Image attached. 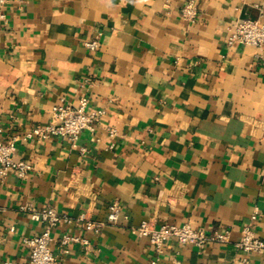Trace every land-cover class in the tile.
<instances>
[{
  "label": "crops",
  "instance_id": "obj_1",
  "mask_svg": "<svg viewBox=\"0 0 264 264\" xmlns=\"http://www.w3.org/2000/svg\"><path fill=\"white\" fill-rule=\"evenodd\" d=\"M12 0L0 18V126L32 163L0 178V264L28 258L23 237L45 226L21 205H53L104 221L53 228L63 264H264V250L234 240L253 220L264 238V47L226 39L238 19L264 15V0ZM99 37L91 50L86 41ZM105 115L72 142L21 135L51 119L62 97ZM115 128L112 135L109 128ZM120 199L118 222L109 203ZM148 220L229 228L232 242L203 248L166 241L158 251L131 231ZM15 227L11 230V227ZM65 231L87 235L61 253Z\"/></svg>",
  "mask_w": 264,
  "mask_h": 264
},
{
  "label": "built area",
  "instance_id": "obj_2",
  "mask_svg": "<svg viewBox=\"0 0 264 264\" xmlns=\"http://www.w3.org/2000/svg\"><path fill=\"white\" fill-rule=\"evenodd\" d=\"M12 0H0V18L6 17L3 10L8 2ZM23 1V0H17ZM183 18L188 23H193L199 15V5L197 0H185L181 7ZM230 45L236 43L251 44L264 47V15L258 17H247L236 20L231 26L226 39ZM99 37L86 41V46L95 50L99 47ZM264 69V57L262 59ZM106 110L103 107H89L88 97L82 96L77 102L66 100L62 97L52 112L51 119L44 124H37L31 129L25 131L21 138L36 139L38 141L46 140L52 136H63L75 142L84 130L94 131L96 125L105 115ZM112 135L116 134L115 128H109ZM17 146L15 139H7L4 128L0 126V178L8 173H13L18 177H24L33 167L29 161L17 157ZM23 210L29 212L32 219L41 221L45 224L44 228L37 234L23 237L24 243L29 248L28 258L20 264H63V261L57 253L54 252L51 244L54 240L52 230L54 227L63 224H73L82 222L87 231L98 232L104 226V221L90 219L86 213H81L74 217L67 213L59 212L53 205L35 206L32 204L21 205ZM108 221L116 223L120 219L121 201L116 198L109 203ZM257 213L251 216V222L245 223L241 230V236L234 240L236 247L244 251H262L264 250V238L259 236L253 228V220ZM15 227H11L14 230ZM132 233L147 237L161 251L162 245L174 239L182 244H192L203 248L208 242L215 241L220 243L232 242L231 230L229 228L193 226L190 222L177 224L165 221L160 225H155L151 221L144 220L137 226L131 227ZM61 253H68L70 246L74 243H80L87 247L90 238L78 232L65 231L58 238ZM157 263V259L152 260ZM246 259L241 258L236 264H245ZM3 264H16L12 260H5ZM174 264H181L179 259H175Z\"/></svg>",
  "mask_w": 264,
  "mask_h": 264
}]
</instances>
